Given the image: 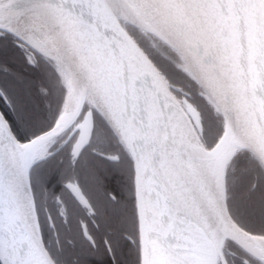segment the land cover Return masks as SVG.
Returning a JSON list of instances; mask_svg holds the SVG:
<instances>
[{"label":"snow or ice","instance_id":"1","mask_svg":"<svg viewBox=\"0 0 264 264\" xmlns=\"http://www.w3.org/2000/svg\"><path fill=\"white\" fill-rule=\"evenodd\" d=\"M264 264V0H0V264Z\"/></svg>","mask_w":264,"mask_h":264},{"label":"trees","instance_id":"2","mask_svg":"<svg viewBox=\"0 0 264 264\" xmlns=\"http://www.w3.org/2000/svg\"><path fill=\"white\" fill-rule=\"evenodd\" d=\"M91 257H94V256H91ZM94 258H90V260L87 259L89 264H110V260H111V257H104V256H96V259Z\"/></svg>","mask_w":264,"mask_h":264},{"label":"flooded vegetation","instance_id":"3","mask_svg":"<svg viewBox=\"0 0 264 264\" xmlns=\"http://www.w3.org/2000/svg\"><path fill=\"white\" fill-rule=\"evenodd\" d=\"M95 257V258H94ZM94 257H86L85 259L87 260V259H89L90 260V258H94V259H96V256H94ZM98 258V257H97Z\"/></svg>","mask_w":264,"mask_h":264}]
</instances>
